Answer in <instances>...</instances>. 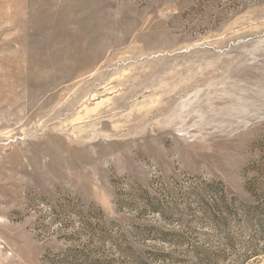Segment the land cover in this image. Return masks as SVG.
<instances>
[{
	"label": "rangeland",
	"instance_id": "374dc122",
	"mask_svg": "<svg viewBox=\"0 0 264 264\" xmlns=\"http://www.w3.org/2000/svg\"><path fill=\"white\" fill-rule=\"evenodd\" d=\"M0 264H264V0H0Z\"/></svg>",
	"mask_w": 264,
	"mask_h": 264
},
{
	"label": "trees",
	"instance_id": "16d2710c",
	"mask_svg": "<svg viewBox=\"0 0 264 264\" xmlns=\"http://www.w3.org/2000/svg\"><path fill=\"white\" fill-rule=\"evenodd\" d=\"M194 254L196 255L195 257H196V259H197L198 262H199V261L203 258V256H204V255L202 256L200 253H198V252H196V251L194 252ZM199 254H200L201 256H200ZM194 263H197V262L195 261Z\"/></svg>",
	"mask_w": 264,
	"mask_h": 264
},
{
	"label": "bare ground",
	"instance_id": "6f19581e",
	"mask_svg": "<svg viewBox=\"0 0 264 264\" xmlns=\"http://www.w3.org/2000/svg\"><path fill=\"white\" fill-rule=\"evenodd\" d=\"M245 27V26H244ZM238 29V28H237ZM142 57V56H141Z\"/></svg>",
	"mask_w": 264,
	"mask_h": 264
}]
</instances>
